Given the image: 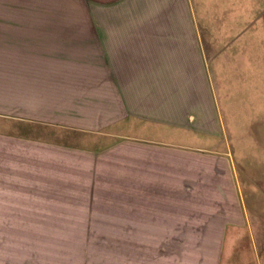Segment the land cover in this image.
<instances>
[{
  "label": "crops",
  "instance_id": "crops-1",
  "mask_svg": "<svg viewBox=\"0 0 264 264\" xmlns=\"http://www.w3.org/2000/svg\"><path fill=\"white\" fill-rule=\"evenodd\" d=\"M254 134L264 0H0V212H116L114 264H264L229 241L264 212Z\"/></svg>",
  "mask_w": 264,
  "mask_h": 264
},
{
  "label": "rangeland",
  "instance_id": "rangeland-1",
  "mask_svg": "<svg viewBox=\"0 0 264 264\" xmlns=\"http://www.w3.org/2000/svg\"><path fill=\"white\" fill-rule=\"evenodd\" d=\"M247 107L248 105L243 106L235 101L234 105H231L232 114L235 117L243 116ZM240 109H242V113H239ZM261 132L262 128L259 133ZM255 135L254 137L250 135L248 139L255 140L256 144H264V136ZM234 139L238 142L237 137ZM242 139L239 137L240 148ZM242 155L241 152L236 153L235 157L236 159L242 158ZM262 172L264 173V168ZM242 173L243 170L240 169V177H242ZM257 187L264 188V185H257ZM262 205H264V201ZM115 213L0 212V264H20L25 261L28 264H34V260L39 261V264H83L85 257L88 256V250L91 252L92 264L103 262L104 253L107 250L111 252L110 264H114L113 247L112 249L104 248V241L107 236L113 239ZM231 213H233V218L230 220H234L236 227L229 233V241H234L235 251H242V240L244 239L242 227L244 224L254 225L256 239L260 237L264 239V230L260 228L264 226V212ZM36 222L39 223L37 227H35ZM37 230L39 233L35 232ZM37 240L41 242L37 243ZM28 245L33 248L41 246L42 254L41 250H34ZM89 245L90 248L86 250ZM52 253H56V255Z\"/></svg>",
  "mask_w": 264,
  "mask_h": 264
}]
</instances>
